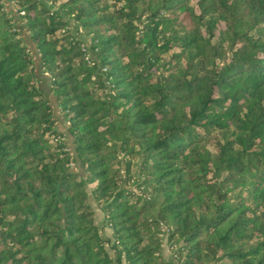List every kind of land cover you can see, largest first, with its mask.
<instances>
[{"label":"trees","instance_id":"trees-1","mask_svg":"<svg viewBox=\"0 0 264 264\" xmlns=\"http://www.w3.org/2000/svg\"><path fill=\"white\" fill-rule=\"evenodd\" d=\"M191 1L0 0V264H264V0Z\"/></svg>","mask_w":264,"mask_h":264},{"label":"rangeland","instance_id":"rangeland-1","mask_svg":"<svg viewBox=\"0 0 264 264\" xmlns=\"http://www.w3.org/2000/svg\"><path fill=\"white\" fill-rule=\"evenodd\" d=\"M192 5H195L196 1H191ZM56 7H58V4H54ZM185 16V12L181 14V17H184ZM94 183H91L90 186H93ZM103 216V212L101 210H98V221L101 222V217ZM111 229L107 228L106 231L108 232V234H112V232L110 231ZM168 237L165 236V239H164V252H165V256L166 257H169L171 256V254L173 253V250L170 246V244L168 243ZM111 252L114 254V250H111Z\"/></svg>","mask_w":264,"mask_h":264},{"label":"water","instance_id":"water-1","mask_svg":"<svg viewBox=\"0 0 264 264\" xmlns=\"http://www.w3.org/2000/svg\"><path fill=\"white\" fill-rule=\"evenodd\" d=\"M11 1H13V0H11ZM46 1H47V4H49V5H51V6L53 7V9H55V8H59V7H56V6L54 5L53 0H46ZM7 5H8V4H7ZM21 13H22V12H21ZM11 14L13 15L14 18H16V22H18V23L20 24V23H21V17H20L21 14L18 15V13H16L15 11H12ZM36 55H37L38 57H40V54H39V53H36ZM37 64L39 65V67H42L40 62H38ZM46 75H47V74H46Z\"/></svg>","mask_w":264,"mask_h":264},{"label":"crops","instance_id":"crops-1","mask_svg":"<svg viewBox=\"0 0 264 264\" xmlns=\"http://www.w3.org/2000/svg\"><path fill=\"white\" fill-rule=\"evenodd\" d=\"M46 74H48V73H45V75H46ZM109 229H110V228H109ZM110 231H111V230H110ZM111 232H112V231H111ZM107 234H108V232H107ZM109 235H111V234H109ZM123 264H127V263L124 261V263H123Z\"/></svg>","mask_w":264,"mask_h":264},{"label":"built area","instance_id":"built-area-1","mask_svg":"<svg viewBox=\"0 0 264 264\" xmlns=\"http://www.w3.org/2000/svg\"><path fill=\"white\" fill-rule=\"evenodd\" d=\"M22 13H24V11H22Z\"/></svg>","mask_w":264,"mask_h":264}]
</instances>
